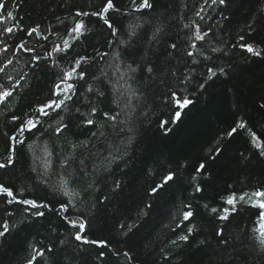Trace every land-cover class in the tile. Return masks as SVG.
<instances>
[{
	"label": "trees",
	"instance_id": "obj_1",
	"mask_svg": "<svg viewBox=\"0 0 264 264\" xmlns=\"http://www.w3.org/2000/svg\"><path fill=\"white\" fill-rule=\"evenodd\" d=\"M113 2L109 28L77 16L106 0H0V264H264V0ZM69 73L62 107L21 136Z\"/></svg>",
	"mask_w": 264,
	"mask_h": 264
},
{
	"label": "snow or ice",
	"instance_id": "obj_2",
	"mask_svg": "<svg viewBox=\"0 0 264 264\" xmlns=\"http://www.w3.org/2000/svg\"><path fill=\"white\" fill-rule=\"evenodd\" d=\"M133 2L135 3V0H133ZM212 2L216 3L217 0H212ZM219 3H221V4L225 3V0H219ZM142 6L143 7H150L151 5L148 3V0H143V5ZM114 8H115V4H114L113 0H106L105 6L102 7L100 11L92 12V13L78 12L77 16L93 15V16L101 17V18L104 19L105 24H107L109 28H112V24L107 19L106 13L109 10H113ZM3 10H6V4L5 3H0V11H3ZM136 10L139 11L140 9L138 8ZM6 15L8 17H11L13 14L11 12H7ZM83 27H84V25L82 23L78 22L77 25H76V28L74 29V31L79 30V29H81ZM197 30L199 32V26H197ZM5 31L11 33L12 29L11 28H7V29H5ZM196 38L197 39H203L204 37L201 36V35H197ZM243 39L244 38L241 37V40H243ZM173 47H175V45H173ZM241 47L245 48L246 51L249 52V53H253L254 52L253 47L251 45H249V44H242ZM256 54L258 55V53H256ZM189 55H191V53H189ZM0 71H3V69H0ZM74 71L76 72L78 80H82V79L85 78L86 70L81 68L79 65L77 66L76 69H74ZM149 71H151V69H149ZM71 76H72V73H69L68 74V79L69 80H71ZM63 82H64V79L61 78V84ZM56 87L59 89L60 85H57ZM68 87H69L70 90H74L75 85L70 83L68 85ZM64 95H65V93H63L62 91H54L53 92V96L56 97V98L51 100V101H49L48 103H46L44 105H41L40 108H39V115L47 117V116L51 115L52 111H55L56 109L61 108L63 103H64V100H63ZM172 95L174 97V103L176 104L178 109L186 108L187 106H189L192 103V101L190 99H188L187 97H176L175 93H173ZM9 96H11V92H7V91L3 92L2 94H0V102H2L5 97H9ZM67 98L71 99L72 97H71V95H68ZM180 116H181V112L180 111H176L175 112V116H174V120H179ZM13 119H18V118L17 117H13ZM87 123L89 125H92L93 121L92 120H88ZM165 123H167V122H165ZM27 125H31L32 128L36 127L35 122L32 119H29V120L24 122V126H22L20 130L22 132L26 131V130L27 131H31V128H27L26 127ZM244 127H245V124L243 122H241L236 128H233L231 130V132L228 133V135L231 136L234 133H236L239 128H244ZM56 131L60 132V131H62V129L61 128H57ZM10 139L15 140V139H17V137H10ZM216 151H217V154H218L220 150L217 149ZM4 166L5 165H0V167H4ZM205 170H206V165L203 164V163L199 164L197 166V168H196V171H198V172H203ZM174 182H175V175H174V173L170 172V173H168L167 175H165L163 177V179H162L160 184L154 185L151 188L149 194L152 195V196H157V195L160 194L161 191L165 190L171 183H174ZM199 190L200 189H197V191H199ZM0 194H6L8 197H12L13 196V192L9 188L4 187L3 185H0ZM254 195L257 196V197H264V192L257 191V192L254 193ZM235 199L236 198L233 197V198L229 199L227 201V203L234 204L235 203ZM240 200H244V197L241 196ZM8 202L11 203V201H8ZM21 203L27 204V205H31L33 208L39 207L36 204L35 201L23 200V201H21ZM62 207H64L66 209L67 205H63ZM260 207H264V203H262L260 205ZM35 215L40 216V215H43V213L36 212ZM192 215L193 214L191 212H185L184 213V219L187 221V220L190 219V217ZM72 225H73V227H76V228L79 229L76 232V234H75V240L76 241H80L83 244H94V245H97V246H100V247H106L107 246V242L106 241L90 240L83 234V230L86 228V224L84 222H80L78 224L76 222H72ZM7 230L8 229L5 227L4 231H0V236H3L5 234V232H7ZM188 231L191 232V229H189ZM180 239L186 241L188 239V236L187 235L181 236ZM49 251H51V249H49ZM103 255H104V253H101V256H103ZM125 255H127V254H125ZM33 259H35V257H33ZM29 264H32L31 260L29 261Z\"/></svg>",
	"mask_w": 264,
	"mask_h": 264
},
{
	"label": "bare ground",
	"instance_id": "obj_3",
	"mask_svg": "<svg viewBox=\"0 0 264 264\" xmlns=\"http://www.w3.org/2000/svg\"><path fill=\"white\" fill-rule=\"evenodd\" d=\"M144 9H146L147 7H143ZM100 11V10H99ZM194 37L196 36L197 37V35H200V31L198 32V30H196L195 32H194ZM38 36H39V33H38ZM199 40H202V39H199ZM247 44H249V45H251L252 47H253V49L256 47V45L254 44V43H247ZM243 49H245V48H243ZM246 50V49H245ZM45 57V56H44ZM67 75V77H68V74H66ZM51 100H53V98H51ZM36 116H39V110H38V112H37V114H36ZM32 118H33V116H32ZM29 119H31V117L29 118V117H27L26 118V120L25 121H27V120H29ZM19 140H21V136L18 138ZM16 143H14L13 144V146L15 145ZM1 164V163H0ZM8 164V163H7ZM22 209H23V215H27L28 213H30V211H33V207L31 206V205H25L24 204V206L22 207ZM7 228V227H6ZM5 229V227H2V229H0V231L1 230H4Z\"/></svg>",
	"mask_w": 264,
	"mask_h": 264
},
{
	"label": "water",
	"instance_id": "obj_4",
	"mask_svg": "<svg viewBox=\"0 0 264 264\" xmlns=\"http://www.w3.org/2000/svg\"><path fill=\"white\" fill-rule=\"evenodd\" d=\"M38 56H44V52L43 51H37V56L36 57H38Z\"/></svg>",
	"mask_w": 264,
	"mask_h": 264
},
{
	"label": "rangeland",
	"instance_id": "obj_5",
	"mask_svg": "<svg viewBox=\"0 0 264 264\" xmlns=\"http://www.w3.org/2000/svg\"><path fill=\"white\" fill-rule=\"evenodd\" d=\"M261 229H264V224H263V225H261Z\"/></svg>",
	"mask_w": 264,
	"mask_h": 264
}]
</instances>
